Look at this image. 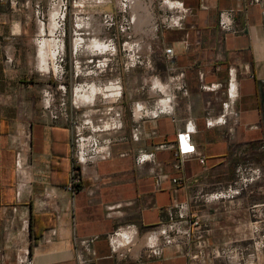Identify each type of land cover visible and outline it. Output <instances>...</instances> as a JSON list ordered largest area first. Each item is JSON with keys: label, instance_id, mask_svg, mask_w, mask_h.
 <instances>
[{"label": "crops", "instance_id": "0c3cea01", "mask_svg": "<svg viewBox=\"0 0 264 264\" xmlns=\"http://www.w3.org/2000/svg\"><path fill=\"white\" fill-rule=\"evenodd\" d=\"M17 1L23 18L0 3L4 69L43 73L39 46L48 44L46 59L64 58L66 39L75 76L76 55L91 47L100 25L87 17L107 13L106 2L68 0L59 31V4ZM156 1L168 3L161 10L183 15L180 26L159 28L153 41L146 34L137 38L142 66L125 69L120 58V87L129 102H99L119 126L103 131L101 137L112 140L110 156L86 168L74 193L66 190L72 163L67 124L40 111L24 138L10 142L1 131L0 264H192L194 245H162L159 231L174 222L187 229L193 220L206 230L207 248L232 249V261L241 252L244 264L257 256L264 264V0ZM145 12L139 25L148 24ZM223 12L232 14L231 31L220 28ZM67 17L72 26L65 37ZM74 101L78 109L88 106ZM135 105L143 109L139 114ZM185 131L196 153L178 160L176 135ZM138 155L152 158L139 164ZM246 165L261 170L256 182L232 200L206 199ZM116 232L124 241L113 252L108 237ZM154 242L160 254L147 257Z\"/></svg>", "mask_w": 264, "mask_h": 264}, {"label": "built area", "instance_id": "2783aa9c", "mask_svg": "<svg viewBox=\"0 0 264 264\" xmlns=\"http://www.w3.org/2000/svg\"><path fill=\"white\" fill-rule=\"evenodd\" d=\"M257 2V0H255ZM163 4V1H161ZM0 3L7 5L10 10H20V4L17 0H0ZM52 5L59 4V12L57 15L58 30L62 29V23L65 19L66 10L68 6V0H52ZM157 7L150 3L147 7V13L149 16L147 26L143 24H137V28L133 27L130 21L125 19L115 20L114 18L107 16L106 14H96L93 13L87 19L98 20L100 25H98L95 30L97 32V38L105 43L107 49L102 51V55L97 59L89 58L86 60V65L84 67L86 75L89 76V80H97L98 84H108L110 87V93L108 96H103L104 99H109V101L104 102L107 104H116L121 97V87H120V74L119 67L117 66L120 58H125L123 63V68H129L131 66H142L143 61L138 53V44L142 40H137L139 36L144 34L150 35L149 41L155 39L154 34L159 28H178L180 26V20L182 18L181 13L172 11H163L160 8L161 5ZM39 6H35V15L42 18ZM126 9V0L121 1L118 13L124 15ZM220 28L223 31H231L233 28L232 14L229 12H223L219 15ZM131 25V27H130ZM118 28V34L108 31L112 28ZM110 34V35H108ZM125 38V40H124ZM164 55L167 58L172 56V50L170 48H165L163 50ZM57 58L62 60L59 54H56ZM75 69V78L78 77L76 70L79 69V62H73ZM90 85H94L93 82L86 83V85H81L78 87H83L85 90L89 89ZM105 89V87L103 88ZM76 88L72 91V99L68 103L64 99V90L60 98H55L51 93L50 95L44 94V106L43 110L48 114L49 118L53 122L62 121L67 124L70 128V146H71V157L72 163L70 167V183L66 188L67 191L74 193L77 187L80 185L83 175L85 174L86 168L95 166L101 161H105L110 156L109 146L112 143L110 139H104L101 134L104 133L106 129H116L119 126L118 121L114 118H109L104 112L103 108L95 109L93 112L91 110L83 112L80 116H77L76 110L78 107L75 105L74 98H76L75 93ZM48 93V94H49ZM105 93V91H104ZM90 107L95 106V102L88 104ZM138 106L135 105V108ZM143 109L140 108L139 112ZM96 114L94 122L92 121V116ZM107 125V127H105ZM190 131H185L176 135L177 147L174 152V157L178 160H185L195 155L196 148L191 142ZM152 158L151 155L143 156L138 155L136 161L142 164L149 161ZM261 176V170L257 167L246 165L245 167L239 168L236 171V178L232 184L219 190V192L212 194L207 200H232L239 196L248 186L256 182ZM159 180L160 177H157ZM175 182V181H174ZM190 224L187 229H181L180 223L174 222L169 227L159 231V237L161 239L162 245H184L191 246L194 245L195 252L190 254L189 258L194 261L203 258L205 255V249L207 246L205 244L206 230L202 228L198 221H188ZM109 242L112 246L113 252H118L122 246L121 235L116 232L108 237ZM117 241L119 244H117ZM124 241V240H123ZM84 244H89L90 241H84ZM126 244V243H125ZM153 244H149L147 247V257H153L160 254V249ZM234 251L228 248L223 249H211V256L213 258L224 257L228 260H233L232 255ZM126 252L120 253L119 257L124 258ZM242 257L241 252H236L235 256ZM241 260V259H240ZM78 264H85L84 261L78 260ZM244 264V263H243Z\"/></svg>", "mask_w": 264, "mask_h": 264}, {"label": "rangeland", "instance_id": "374dc122", "mask_svg": "<svg viewBox=\"0 0 264 264\" xmlns=\"http://www.w3.org/2000/svg\"><path fill=\"white\" fill-rule=\"evenodd\" d=\"M97 0L92 1L91 5H94V2ZM106 2L105 13L107 16L114 18L115 20L125 19L126 21H130L133 24V27L136 29L138 20L140 15L146 14V9L150 3L157 7L156 0H126V11L124 15L118 13V8L121 5L122 0H98ZM116 5V6H115ZM164 5V4H163ZM165 6V5H164ZM95 10V9H94ZM9 13H13L8 10ZM84 12H87L85 10ZM92 12V11H90ZM87 12V13H90ZM97 12V11H96ZM20 18H23L20 11H15L13 13ZM92 14V13H90ZM88 14V15H90ZM142 17H145L142 16ZM33 25V22L31 23ZM71 21L69 17L66 19L65 24V37L68 35V30L71 29ZM131 27V25H130ZM116 33L118 34V28L112 30V28L108 31V33ZM108 34V35H110ZM125 40V38H124ZM95 41L101 42L98 38ZM102 43V42H101ZM105 44V43H104ZM68 43L65 39V48H64V58L62 60L58 59L57 57H51L46 59V66L49 65L50 68L52 66L57 70V72H50V73H38L32 70L30 74L24 73H11L8 70L4 69V66L0 60V133L4 132L10 142H13L14 139L18 136L23 137V132L28 131V125L31 122L36 121L39 117L40 111L43 110L44 106V94L47 96L50 95L51 92L55 98H60L62 94V90H64V99L70 103L72 99V91L74 88H80L78 86L86 85V83H91L94 81L95 87L99 90L100 93L96 96L95 99V106L90 107L86 106L85 108H80L76 110L77 116H80L83 112L91 110L92 112L95 109L103 108V106H99V102H102L103 96H105L104 90L102 88H107L108 84H98L97 80H89V76L86 75L87 70L84 69L83 62L86 59L93 58L94 60L97 59L99 56L102 55V51L105 49H100L96 47L95 43L91 45V47L86 48L82 53H78L76 55V61L79 62V69L76 70V74L78 77H74L72 70L70 68L71 61L68 58ZM85 45L89 46V43H85ZM106 45V44H105ZM146 46V45H145ZM107 49V47H105ZM100 53V54H99ZM49 55V54H48ZM90 55V56H89ZM48 62V63H47ZM35 62H33V65ZM88 67V65H86ZM118 67L121 68L120 61L117 64ZM75 80H74V79ZM97 85V86H96ZM78 90L75 91L77 93ZM110 92V87L107 90V93ZM49 93V94H48ZM110 93L107 94V96ZM121 100L123 99L124 103L129 102V92L121 91ZM109 99H104L103 102H107ZM127 105V104H126ZM125 110L128 107L124 108ZM140 108H136V114H139ZM92 121L96 118V114L91 117ZM107 127V125H105ZM2 131V132H1ZM20 132V133H19ZM24 138V137H23ZM193 251V250H192ZM211 249H205V258L197 259L192 261V264H242L241 257H236L234 261L228 260L224 257L213 258L210 254ZM257 257V256H256ZM256 257L250 258V264H257V262L262 261V259H258L256 261Z\"/></svg>", "mask_w": 264, "mask_h": 264}, {"label": "bare ground", "instance_id": "6f19581e", "mask_svg": "<svg viewBox=\"0 0 264 264\" xmlns=\"http://www.w3.org/2000/svg\"><path fill=\"white\" fill-rule=\"evenodd\" d=\"M164 5L165 6H167L168 7V3L166 2V3H164ZM169 9V8H168ZM53 16V15H52ZM51 17V16H50ZM49 21H50V19H49ZM51 21H52V19H51ZM55 24V23H54ZM45 25V24H44ZM43 25V26H44ZM49 27V26H48ZM51 27V26H50ZM55 28V27H54ZM52 29V28H51ZM47 30V29H46ZM46 30H45V32H46ZM41 31H43V30H41ZM42 34H43V32H42ZM47 34V33H46ZM45 39V38H44ZM47 40V39H46ZM48 41V40H47ZM53 42V41H52ZM93 43H95V45H96V47H98V48H100V49H106L105 47V44L104 43H101V42H99V41H95V42H92L91 43V45L93 44ZM54 45H55V42H54ZM39 46V45H38ZM47 47L48 46V44L47 45H42L41 44V47L39 46V48L40 49H38V51H39V53H38V60H39V62L41 63V69H40V72H43V73H50V72H57V70H55V68L52 66V68H50V66L49 65H45L46 64V57H47V54H46V52H45V50H46V48H44V47ZM53 46V44L51 45V46H49V47H52ZM56 46H58V45H56ZM49 47H48V49H49ZM54 49V48H53ZM53 51V50H52ZM78 51V50H77ZM51 52V51H50ZM78 53V52H77ZM51 54V53H50ZM53 54V53H52ZM49 58H51V57H49ZM48 63V62H47ZM42 73V74H43ZM97 86V85H96ZM108 88L109 87H107V88H105V93H103L105 96H107V90H108ZM99 89V88H98ZM96 87H95V85H90V87H89V89H87V90H85L83 87H81V89L79 90V92L80 93H77L76 94V97L78 98V100L81 102V104L83 105V106H85V105H87V104H91V103H94V101H95V99H96V96L98 95V93H100L99 92V90H98ZM103 89V88H102Z\"/></svg>", "mask_w": 264, "mask_h": 264}]
</instances>
